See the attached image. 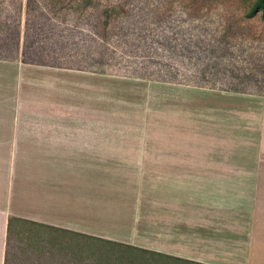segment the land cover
<instances>
[{"label":"crops","instance_id":"obj_1","mask_svg":"<svg viewBox=\"0 0 264 264\" xmlns=\"http://www.w3.org/2000/svg\"><path fill=\"white\" fill-rule=\"evenodd\" d=\"M167 177L243 178V242L208 263L264 264V92L0 59V264L13 217L126 243L149 230L150 249L194 261L205 235L219 250L200 203L156 206L144 185Z\"/></svg>","mask_w":264,"mask_h":264},{"label":"rangeland","instance_id":"obj_2","mask_svg":"<svg viewBox=\"0 0 264 264\" xmlns=\"http://www.w3.org/2000/svg\"><path fill=\"white\" fill-rule=\"evenodd\" d=\"M255 1L75 0L66 5L55 0L48 3L51 26L27 48L25 58L49 65L185 79L230 91L264 92V9L250 15L248 10ZM148 180L145 188L157 196V207L167 204V216L180 212L184 202L193 209L200 203L205 227L219 226L220 249L212 246L217 238L205 235V255L193 263L142 251L140 248L150 249L154 244L155 234L149 230L135 232L137 239L132 243H114L102 237L53 231L36 221L16 220L7 264H211L208 262L215 260L212 253L221 261L227 258L223 250L243 242V178ZM232 234L237 237L227 240ZM230 259L236 261L235 256ZM238 260L242 262V253Z\"/></svg>","mask_w":264,"mask_h":264},{"label":"trees","instance_id":"obj_3","mask_svg":"<svg viewBox=\"0 0 264 264\" xmlns=\"http://www.w3.org/2000/svg\"><path fill=\"white\" fill-rule=\"evenodd\" d=\"M24 1V2H23ZM65 4H71L75 0H62ZM55 2V0H12L11 4L2 3L0 0V59H15L19 57L23 62H31L25 58L27 48L32 47L38 39L44 36L42 33L46 31V29L51 26V21L47 16V11H51V5L48 3ZM13 4V7L11 5ZM47 8H46V7ZM6 12L5 15L2 13ZM259 9H264V0H256L249 8V14H255ZM44 17V18H43ZM23 31V32H22ZM21 45V52L20 50ZM34 63V62H31ZM95 71H106L101 67L93 69ZM147 77L148 76H141ZM156 79H164V78H156ZM166 79V78H165ZM167 81H175V82H183V83H192L212 88H217L215 85L197 83L190 80H174L167 79ZM220 89V88H219ZM223 90H231L222 88ZM233 91L238 92H248L239 88L233 89ZM16 220H26L17 217L10 218L8 221V230H7V240H6V249H5V259L4 264H7V254L8 247L12 232L13 223ZM29 221V220H27ZM31 221V220H30ZM32 222V221H31ZM49 228L53 231H62L69 234H74L78 237H88L94 239H102L98 236H93L90 234L70 230L63 227H58L54 225L47 224ZM116 243L117 241L113 240H105ZM142 251L153 253L157 255H162L167 258H176L183 261H191L193 263H199L194 260H189L186 258H181L177 256L168 255L162 252L154 251L147 248H140Z\"/></svg>","mask_w":264,"mask_h":264}]
</instances>
